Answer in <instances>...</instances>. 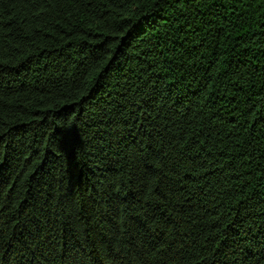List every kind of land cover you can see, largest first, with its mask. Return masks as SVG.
<instances>
[{"label": "trees", "instance_id": "16d2710c", "mask_svg": "<svg viewBox=\"0 0 264 264\" xmlns=\"http://www.w3.org/2000/svg\"><path fill=\"white\" fill-rule=\"evenodd\" d=\"M0 264H264V0H0Z\"/></svg>", "mask_w": 264, "mask_h": 264}]
</instances>
